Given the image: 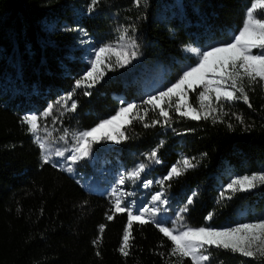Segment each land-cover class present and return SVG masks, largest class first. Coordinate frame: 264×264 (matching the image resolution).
<instances>
[{
	"label": "trees",
	"instance_id": "trees-1",
	"mask_svg": "<svg viewBox=\"0 0 264 264\" xmlns=\"http://www.w3.org/2000/svg\"><path fill=\"white\" fill-rule=\"evenodd\" d=\"M251 3L100 0L90 10L91 0H0V264H191L169 254L171 241L150 222L133 223L129 254L123 255L126 213L114 214L108 195L85 190L65 171L45 163L22 121L25 114H39L56 97L71 93L77 109L64 113L62 123L91 129L121 103L135 100L139 92L132 79L142 69L174 67L183 46L226 39L240 27ZM77 30L100 43L114 42L123 31L133 36L140 54L132 69L113 65L116 69L109 68L94 87L77 88L84 68L74 47ZM246 90L251 107L243 99L222 102V110L200 120L176 113L175 97L166 123L159 109L140 103L136 112L144 118L126 124L121 130L127 139L106 151L127 167L157 150L160 162H148L144 172L156 181L173 165L183 170V159H190L194 167L157 183L158 188L184 203L189 226L235 224L239 208L264 206V184L220 195L231 177L264 172V87L257 83ZM199 91L188 92L194 107ZM154 120L160 123L144 126ZM210 213L212 219L206 220ZM209 251L210 264H264V259L231 250Z\"/></svg>",
	"mask_w": 264,
	"mask_h": 264
},
{
	"label": "snow or ice",
	"instance_id": "snow-or-ice-1",
	"mask_svg": "<svg viewBox=\"0 0 264 264\" xmlns=\"http://www.w3.org/2000/svg\"><path fill=\"white\" fill-rule=\"evenodd\" d=\"M100 2V0H91L90 10ZM139 4V0H136ZM127 38L126 33L120 36L123 41ZM253 49L259 50L253 53ZM197 54L198 60L196 64L189 67L183 74L166 90L158 92L156 95H150L145 101V105H150L152 110L159 109V115L164 118L165 123L170 119L169 108L173 107L172 100L175 97L174 111L182 117H188L192 120L207 119L213 112L222 110V102H234L240 99L251 107L247 89L252 85L259 83L264 87V0H252L250 6L246 9L245 20L242 27L238 30L230 42L221 43L210 47L207 50H192ZM138 45L132 40L130 47L124 45L113 46L104 44L94 50V58L90 60V67L75 82L77 88L94 87L105 75V68L109 67L108 62L115 57V65L124 67L130 64L133 59L139 55ZM245 80L248 84L245 85ZM199 91L196 100L199 108L194 107L189 102L188 92ZM85 95H91L85 92ZM239 94V95H238ZM72 99V94L62 97L65 105ZM59 104L60 101H56ZM167 105V107H165ZM219 106V107H217ZM77 103L73 101L69 111H75ZM136 104H127L121 107L115 115L108 119L101 120L94 127L88 130L80 131L75 134V145L72 148L73 154L67 159L75 163L78 159L86 158L92 151V145L100 143L104 140L120 143L123 139H127L121 130L126 124H130L133 118L143 119L137 112ZM54 105L49 104L48 107L39 115H27L22 121L28 125V130L34 136V141L39 145L42 153L47 151V145L44 139L39 135L42 125L41 117H53L52 123L57 122V117L53 115ZM63 115V113H61ZM144 115H147L145 111ZM239 119V118H238ZM242 122V121H241ZM160 123L154 120L152 125L145 123V127L154 126ZM44 132L50 137L52 132L46 127ZM67 134V133H65ZM64 137H61L63 139ZM56 156L63 157L64 151L57 150ZM148 158L155 163H159L157 150H152L148 154ZM49 157L44 156V162H48ZM183 170L178 165H173L168 174L156 183L163 185L165 181L171 180L173 177H179L183 171L194 167L191 160L184 158L182 161ZM149 165L140 163L134 170L127 172L126 176H121L118 180L119 185H124L126 180H138L142 173L146 171ZM152 181H146L144 187L151 185ZM259 184H264V172L253 173L251 175L239 176L231 179L225 186V190L220 193L221 197L226 192H248L256 188ZM118 189H112V195L117 198L114 201V214H127V226L122 237V246L119 251L127 256L130 248V240L132 227L134 222L143 225L153 222L146 218L151 213L155 216L157 209L155 207L144 206L134 209L133 205L127 203L122 196L117 195ZM124 195H131L125 193ZM195 195V193H193ZM163 193L157 192L152 197V201H162ZM231 199V196L227 197ZM166 203V200L163 201ZM192 198L189 197L188 204H191ZM186 211V208L184 209ZM108 219H113V215H109ZM183 218L178 215V221ZM210 213L206 220H211ZM159 231L167 237L172 248L170 255L188 258L191 264H210L212 248L231 250L238 252L245 257L264 259V219L251 223H239L235 226L224 228H214L211 226L192 227L186 223H181L177 227H168L162 223H157ZM104 226H100L103 231Z\"/></svg>",
	"mask_w": 264,
	"mask_h": 264
},
{
	"label": "rangeland",
	"instance_id": "rangeland-1",
	"mask_svg": "<svg viewBox=\"0 0 264 264\" xmlns=\"http://www.w3.org/2000/svg\"><path fill=\"white\" fill-rule=\"evenodd\" d=\"M247 8L248 7H246V9ZM246 9L244 10L240 27L235 32H228L226 39L207 38L203 40L201 44L183 46L182 59L177 60L174 67L171 65L154 64L151 67L142 69L141 72L134 79H132L135 82V86L137 87V90L139 92L138 95L133 102L121 103V107H124L130 103L136 105L143 103L150 95H156L158 92L166 90L173 83H175L184 71L196 64L198 56L192 51L193 49L203 51L218 44L230 42L232 37L238 33V30L243 25ZM125 33L127 38L121 41L120 36L124 35ZM132 40H134L133 36L123 31L114 42L112 41L108 43H100L98 40H94L81 31L77 30L74 38V47L79 50V58L84 65L83 75L90 67V60L94 58L95 49L101 47L104 44H110L113 46L124 45L126 47H130ZM258 51L259 50L257 49H253L254 54ZM137 58L133 59L130 64L121 67V71L132 67ZM114 61L115 57H112V60L108 62L109 67L105 68V75H107V70H110L109 68L115 65ZM115 67L119 68V66L117 65H115ZM131 69L132 68H130L129 70ZM62 97H67V94L56 97L40 112L42 113L49 104H53V115L58 118L57 122L53 124V117H48L46 119L41 117L40 123L42 125V128L39 132V135L44 139L47 145V151L42 153L39 145L37 143L36 144L38 145L42 160L44 161V156L47 155L49 157L47 163L57 169L65 171L85 190L97 194L108 195L112 202V205H114V201L117 198L116 196L112 195V189L116 188L118 189L117 195L122 196V198L127 203L133 205L134 209H138L144 206L155 207L158 210L156 215L152 216V214L149 213L147 214L146 218L152 220L153 222L150 223L154 224L156 227L157 223H162L168 227L178 228L181 223H184V203H178L176 202V200H172V198H170L168 195H165L158 188L155 178L151 179L148 176H145L144 173H142L138 180H126V183L124 185L118 184V180L121 176H126L127 172L134 170L140 163L148 164V162H152V160L148 158L147 153L141 154L136 161L131 163L129 166L124 167L117 160H114L113 157H109V154L107 153L108 151H106L107 147L115 146L117 143L114 141L104 140L100 143L92 145V151L88 157L78 159L75 163L67 159L68 156L73 154L72 148L75 145V134L84 130H80L75 126H70L62 123L61 118L63 115H61V113L64 114L69 111L68 109L70 108V105L72 103L71 100H69L67 102V105H65L64 101L61 100ZM58 100L60 101V103L56 104L55 102ZM197 108H199L198 102ZM116 112L113 115H115ZM30 114L36 113L29 112L24 115V118ZM110 117H105L101 120L108 119ZM44 127L52 132V135L50 137L44 132ZM31 135L34 140V136L32 133ZM61 137L64 138L61 139ZM113 148L114 147H111V150ZM57 150L64 151L65 155L63 157L56 156L55 152ZM113 150L114 152H116L115 148ZM235 177L239 176L231 177L229 179V182ZM149 180L153 183L148 187H144L145 182ZM157 192L163 193L162 201L153 202L152 197ZM125 193H130L131 195H124ZM165 200L166 203L163 202ZM178 215L183 219L178 221ZM236 215L239 218L237 223L222 224L214 228L219 229L229 226H235L239 223H251L264 219V206L260 209H255L250 206H243L236 211Z\"/></svg>",
	"mask_w": 264,
	"mask_h": 264
}]
</instances>
